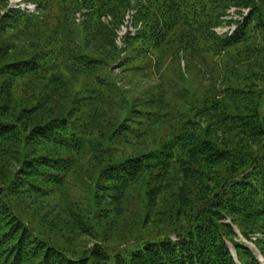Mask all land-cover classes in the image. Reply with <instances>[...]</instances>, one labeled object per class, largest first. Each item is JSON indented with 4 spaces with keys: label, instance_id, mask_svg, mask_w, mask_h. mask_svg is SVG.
<instances>
[{
    "label": "trees",
    "instance_id": "16d2710c",
    "mask_svg": "<svg viewBox=\"0 0 264 264\" xmlns=\"http://www.w3.org/2000/svg\"><path fill=\"white\" fill-rule=\"evenodd\" d=\"M24 2L0 0V264H262L264 0Z\"/></svg>",
    "mask_w": 264,
    "mask_h": 264
},
{
    "label": "rangeland",
    "instance_id": "374dc122",
    "mask_svg": "<svg viewBox=\"0 0 264 264\" xmlns=\"http://www.w3.org/2000/svg\"><path fill=\"white\" fill-rule=\"evenodd\" d=\"M9 2H10V6L11 7L18 6V7H22V8L24 7L25 8V7L28 6V4H26L24 2V0H9ZM230 14H231V16H233L235 18H238L239 17L238 13L235 12V9H231ZM232 28H233V26L230 27L229 25H223V26L219 27L217 29V31L219 33H223V32H225L227 30L232 29ZM127 30H133L134 31V27L131 24V17H130V15H128V17H126V23L122 27V29L119 31L118 44L120 46H122V42H123V38L122 37L124 36V34L126 33ZM182 66H183V63H182ZM194 78L199 79L195 75H194ZM140 84L142 86H146V84H143L142 82H140ZM125 85H126V87H129V85L127 83ZM133 91H134V93H137L136 88H133ZM172 238L173 239H176V237H175L174 234L172 235ZM242 241L245 242L253 250V252L255 253V255L262 261V264H264V259L262 258L261 253L259 252L258 248L255 246V244L252 241H248V240H246L244 238H242ZM233 252H234V250H233Z\"/></svg>",
    "mask_w": 264,
    "mask_h": 264
}]
</instances>
